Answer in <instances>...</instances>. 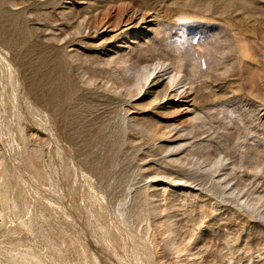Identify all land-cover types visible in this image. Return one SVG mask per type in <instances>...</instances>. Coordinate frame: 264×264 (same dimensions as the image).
<instances>
[{"label": "rangeland", "instance_id": "374dc122", "mask_svg": "<svg viewBox=\"0 0 264 264\" xmlns=\"http://www.w3.org/2000/svg\"><path fill=\"white\" fill-rule=\"evenodd\" d=\"M0 264H264V0H0Z\"/></svg>", "mask_w": 264, "mask_h": 264}, {"label": "bare ground", "instance_id": "6f19581e", "mask_svg": "<svg viewBox=\"0 0 264 264\" xmlns=\"http://www.w3.org/2000/svg\"><path fill=\"white\" fill-rule=\"evenodd\" d=\"M111 15V14H110ZM135 18V17H134ZM124 20H125V18H124ZM123 20V21H124ZM134 20V19H133ZM140 20V19H139ZM110 20H108V22H109ZM105 22V21H104ZM104 22H103V25H104ZM126 21H124V23H125ZM106 24H107V22H106ZM185 104V103H184Z\"/></svg>", "mask_w": 264, "mask_h": 264}]
</instances>
